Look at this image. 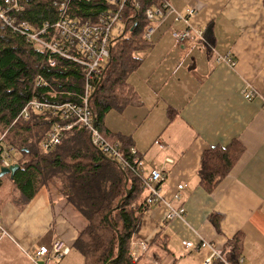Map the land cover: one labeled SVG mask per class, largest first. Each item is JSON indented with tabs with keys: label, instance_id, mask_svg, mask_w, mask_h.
Returning a JSON list of instances; mask_svg holds the SVG:
<instances>
[{
	"label": "crops",
	"instance_id": "crops-1",
	"mask_svg": "<svg viewBox=\"0 0 264 264\" xmlns=\"http://www.w3.org/2000/svg\"><path fill=\"white\" fill-rule=\"evenodd\" d=\"M169 2L174 12L159 24L155 46L141 53L144 61L130 78L143 104L107 114V129L132 141L146 175L154 167L166 173L161 186L166 203L145 214L131 248L149 245L139 264H204L211 250L186 248L184 242L195 247L208 242L226 252L228 241L240 235V264H264V0ZM190 10L189 24L205 40L181 45L172 33L187 25L176 14L187 17ZM217 56H229L234 64L217 62ZM245 91L254 92L253 99ZM116 112L128 114L116 123L111 121ZM235 140L242 155L207 192L198 179L203 154ZM1 195L6 234L0 236V264H34L29 256L57 240L72 254L87 221L54 185L42 187L30 201L13 189ZM168 206L184 208V218L169 220Z\"/></svg>",
	"mask_w": 264,
	"mask_h": 264
},
{
	"label": "trees",
	"instance_id": "trees-1",
	"mask_svg": "<svg viewBox=\"0 0 264 264\" xmlns=\"http://www.w3.org/2000/svg\"><path fill=\"white\" fill-rule=\"evenodd\" d=\"M60 1L24 2L20 17L38 29L44 22L59 18L60 9L56 4ZM139 4L140 9L134 5L125 8L123 30L112 40L110 58L95 80L97 91L90 100L100 133L110 143H118L124 155L130 154L132 141L110 132L105 117L111 111L143 104L130 78L144 61L141 53L155 46L153 36L169 14L166 11L164 17L153 23L156 30L150 39H146V30L151 23L147 21L145 11L161 7L162 0H139ZM73 5L76 18L90 21H95L102 11L110 8L104 0H76ZM39 76L47 86H36ZM84 88L82 67L62 57L57 58L55 67H51L46 53L39 52L33 43L0 24V153L16 150L22 154L15 163L20 168L13 176L0 175V188L7 177L21 197L30 201L42 187L54 185L87 221L74 244L84 264H139L130 254L131 242L137 238L143 217L154 206L147 203L148 195L139 180L94 147L86 131L67 132L59 145L44 153L43 140L55 124L62 122L52 112L45 115L31 109L29 119H18L34 97L58 104L79 103L78 96L84 93ZM51 90L58 93L55 99L48 95ZM242 153L243 146L237 140L227 147L207 150L198 172L199 184L211 193L228 176ZM126 176L129 179L127 187ZM128 190L130 195L127 197ZM213 217V223L219 228V218ZM0 236H4L1 229ZM227 246V251L222 252L224 259L229 264H240V235L229 240ZM213 264L225 263L215 260Z\"/></svg>",
	"mask_w": 264,
	"mask_h": 264
},
{
	"label": "built area",
	"instance_id": "built-area-1",
	"mask_svg": "<svg viewBox=\"0 0 264 264\" xmlns=\"http://www.w3.org/2000/svg\"><path fill=\"white\" fill-rule=\"evenodd\" d=\"M27 1L29 0H1L0 24L2 28L23 36L27 42L33 43L39 52L46 53L51 67L57 65V58L59 57L75 62L82 67L85 73V88L84 93L78 96L80 99L79 103L65 102L58 104L56 102L40 101L34 97L21 111L18 119H29V112L33 109L35 112L45 115L46 112H52L62 120V122L52 127L42 142V149L46 154L61 143L67 132L73 130L86 131L94 147L115 162H118L123 170L130 172L139 180L142 190L148 195L147 203L150 206L163 202L161 186L166 179L164 170L154 167L147 176L144 169V161L139 157L137 150L131 148L130 154L124 155L120 151L118 143H110L100 133V124L96 121L89 107L90 97L96 89L95 80L102 74V68L107 59L110 58L112 40L115 36L116 28L122 23L125 8L127 5H134L136 9H140L139 0H104L109 4L110 8L102 11L95 21L76 18L73 12V2L76 0H62L56 4L60 9L59 18L54 22H44L38 29L20 17V14L24 11L23 3ZM166 11L168 13L174 12L169 0H162L161 7L146 9L145 17L151 23L146 30V39L152 37L156 30L153 23L164 17ZM193 15V10L188 11L187 17L176 14V21H183L187 25L185 30L172 33L175 40L181 45L185 44V42L195 41V39L205 40L203 31L191 28L189 24V19ZM216 60L217 62L225 61L231 65L234 64L229 56H217ZM47 85L42 76L37 78L36 86L45 87ZM243 94L248 100L253 99L255 96L254 92L251 91H245ZM48 95L50 98L55 99L58 93L51 90ZM48 118L46 116L47 120ZM155 144L160 149L165 147L160 141H156ZM1 145L2 141L0 140V149ZM9 152L10 150H5L0 153V169H9L13 165L11 164ZM183 188V185L179 186L180 190ZM168 207L170 209L167 216L169 220L184 218L186 213L184 208L176 210L170 206ZM0 229L3 234H6L2 226L1 211ZM184 246L187 248L194 247L191 242H184ZM201 247H209L212 250V254L205 260L204 264H213L215 260H223L221 253L213 249L210 244L203 242ZM142 248L143 251H146L145 246H142ZM69 252V246L64 241L57 240L52 246H41L29 258L36 264H41V262L47 264L51 260L64 258ZM130 254L134 261H137L141 256L135 247L130 249Z\"/></svg>",
	"mask_w": 264,
	"mask_h": 264
},
{
	"label": "rangeland",
	"instance_id": "rangeland-1",
	"mask_svg": "<svg viewBox=\"0 0 264 264\" xmlns=\"http://www.w3.org/2000/svg\"><path fill=\"white\" fill-rule=\"evenodd\" d=\"M170 1V0H169ZM123 29V24L122 23H120L119 24V26L116 28V31H115V35H118V33H119V31H121ZM110 53H111V49H110ZM96 91H97V87H96V89H95V91H94V93L92 94V96L90 97V100L92 99V97H93V95L96 93ZM89 107H90V109H91V106H90V101H89ZM129 107H127V108H125V109H128ZM91 111H92V109H91ZM93 112V111H92ZM116 113H118L116 116H111V121H113V122H116V123H119V121H120V116H121V114L122 113H124L125 114V116L128 114V112H116ZM105 124H106V126H107V115H106V117H105ZM164 149H165V147H164ZM164 149H162V150H164ZM9 155H11V164H15L16 162H17V160H19V159H21V157H22V154L20 153V152H18V151H16V150H10V152H9ZM105 155V154H104ZM106 156V155H105ZM107 157V156H106ZM140 157V156H139ZM113 160V159H112ZM114 161V160H113ZM115 162V161H114ZM144 169H145V163H144ZM150 173V172H149ZM3 182H4V184H3V186H1V188H0V193L2 194L1 196H3V195H6L10 190H15V188L13 187V185H12V183L9 181V179L6 177V178H4V180H3ZM12 188V189H11ZM161 203H166L165 202V200L163 201V202H161ZM161 203H158V204H161ZM158 204H156V205H158ZM141 244H140V247L137 249V251L139 252V254L142 256V254H145V252L148 250V248H149V245L148 244H146L145 242H140ZM203 243V242H202ZM201 243V244H202ZM206 243H208V242H206ZM52 244H54V243H52ZM52 244L50 245V246H52ZM201 244L199 245V246H197V247H192V248H195V249H197V250H199V249H202L203 247H201ZM209 244V243H208ZM142 246H145L146 247V251H143V248H142ZM210 246H212L211 244H210ZM213 247V246H212ZM187 248V247H186ZM204 248H209V247H204ZM210 250H211V248H209ZM213 249H215V250H217L215 247H213ZM73 251H72V254L69 256V254L68 255H66V257L64 258V259H60V260H51V261H49L47 264H84V259H83V257H82V255L76 250V249H72ZM70 251H71V249H70ZM218 251V250H217ZM218 252H220V251H218ZM71 253V252H70ZM221 253V255H222V258H223V260H220V261H223L224 263H227V264H229L225 259H224V256H223V254H222V252H220ZM211 254H212V250H211ZM68 256V257H67ZM141 256H140V258H141ZM140 258L138 259V260H140ZM137 260V261H138ZM33 262V261H32ZM34 263V262H33ZM214 263V262H213ZM34 264H36V263H34Z\"/></svg>",
	"mask_w": 264,
	"mask_h": 264
},
{
	"label": "water",
	"instance_id": "water-1",
	"mask_svg": "<svg viewBox=\"0 0 264 264\" xmlns=\"http://www.w3.org/2000/svg\"><path fill=\"white\" fill-rule=\"evenodd\" d=\"M105 72H106V70H105ZM105 72H104V74H105ZM104 156H105V155H104ZM19 168H20L19 165L14 164V165H12L9 169H2L0 175H1V176H4V175H8V174H10L11 176H13V175L15 174V172H16ZM128 183H129V179H128V177L126 176L125 187L128 186ZM129 195H130V191L128 190V191H127V197H128ZM119 206H120V204H119ZM119 254H120V249H119ZM41 264H43V263L41 262Z\"/></svg>",
	"mask_w": 264,
	"mask_h": 264
}]
</instances>
